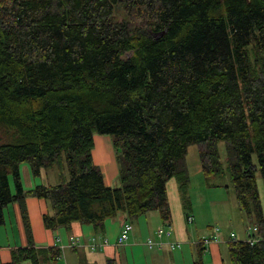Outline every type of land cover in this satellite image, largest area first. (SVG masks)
<instances>
[{
  "label": "trees",
  "instance_id": "trees-1",
  "mask_svg": "<svg viewBox=\"0 0 264 264\" xmlns=\"http://www.w3.org/2000/svg\"><path fill=\"white\" fill-rule=\"evenodd\" d=\"M94 134L111 138L115 187L91 162ZM190 145L203 185L220 187L211 179L227 175L238 211L263 233L264 0H0V224L17 203L27 243L6 264L60 257L33 246L29 195L48 203L47 230L77 222L100 233L117 213L128 221L148 212L167 227L173 178L190 222ZM21 163L32 177L55 169L59 182L24 192ZM232 235L222 264H264V237ZM207 241L193 244L192 264H203Z\"/></svg>",
  "mask_w": 264,
  "mask_h": 264
},
{
  "label": "crops",
  "instance_id": "crops-1",
  "mask_svg": "<svg viewBox=\"0 0 264 264\" xmlns=\"http://www.w3.org/2000/svg\"><path fill=\"white\" fill-rule=\"evenodd\" d=\"M91 140L90 159L92 164L99 169L103 185L106 187L117 186V165L111 138L106 135L94 134ZM18 175L24 192L31 190L36 185H55L50 182H59L56 170L55 173L51 172L48 177L47 170L40 172L38 177H32L26 163L18 165ZM63 179L65 180L66 176ZM219 186L207 189L218 191L223 188L221 185ZM165 191L170 211V223L167 227L171 231V236L169 239H163V242L178 243L179 247L173 250L166 247L161 251H156L153 248H147L144 244L146 238L155 239L154 231L163 226L156 212H148L128 221L124 214L117 213L113 218L105 219L102 222L100 233H97L90 224L77 222L52 231L45 229L41 220L43 214L50 213L48 203L29 195L24 197L23 206L32 244L35 248L56 247L60 250V257L50 264H105L110 259L115 264H192L193 244L198 240H206L215 236V240H208L206 244H203L205 251L202 261L203 264L224 263L218 244H224L228 236L221 235L216 228L211 230V226H207L205 233L203 231L197 233V220H194L192 215V212L195 215V211L192 207L190 222L184 219L173 178L166 182ZM2 217L0 264H6L10 261L11 251L23 248L27 243L18 204L6 205L2 210ZM125 222L130 224L131 230L126 241L120 246H116L114 241ZM98 237H103L107 245L99 250H91L88 245L90 239H98ZM19 264L31 263L25 260Z\"/></svg>",
  "mask_w": 264,
  "mask_h": 264
},
{
  "label": "rangeland",
  "instance_id": "rangeland-1",
  "mask_svg": "<svg viewBox=\"0 0 264 264\" xmlns=\"http://www.w3.org/2000/svg\"><path fill=\"white\" fill-rule=\"evenodd\" d=\"M219 161L222 168L225 166V151L223 142L215 144ZM185 166L189 176V183L187 188V196L191 204V208L195 211L193 213L194 220H197V233L207 230V226H211V230L217 229L218 232L225 236L232 233L234 239L244 240L245 229L251 226L243 213L238 211L236 202L234 200L233 190L228 181L227 175L221 177H214L211 181L215 184L225 185L227 189L221 188L207 189L202 184V177L200 175L199 162L197 158V146L190 145L186 149L184 158ZM54 169L47 170V177ZM57 184V182H50ZM255 185L258 194V200L261 210L262 220H264V178H262L258 171L255 172ZM191 197V201H190ZM196 225V223H195ZM221 258L224 263L227 262V253L224 244H218Z\"/></svg>",
  "mask_w": 264,
  "mask_h": 264
},
{
  "label": "built area",
  "instance_id": "built-area-1",
  "mask_svg": "<svg viewBox=\"0 0 264 264\" xmlns=\"http://www.w3.org/2000/svg\"><path fill=\"white\" fill-rule=\"evenodd\" d=\"M130 230H131L130 224L125 222L122 225L118 233V236L116 237L114 241V245L120 246L121 244H123L126 241ZM154 236H155V239H151V238L145 239L144 244L147 248H153L156 251H161L163 248H166V247L169 250H173L179 247L178 243L176 242H171V241L163 242V239H169L171 236V231L168 227L162 226V227L157 228L154 231ZM262 237H264V232L258 233L257 226L255 225H251L245 229V241H247L249 244H253L257 242L258 240H262L263 239ZM215 238L216 237L214 236L208 240H215ZM88 245L91 250H99L102 247L106 246L107 243L103 239V237H98V239H95V238L90 239Z\"/></svg>",
  "mask_w": 264,
  "mask_h": 264
}]
</instances>
